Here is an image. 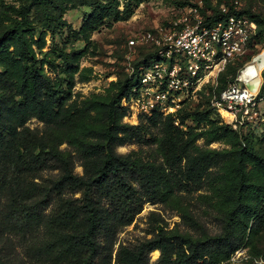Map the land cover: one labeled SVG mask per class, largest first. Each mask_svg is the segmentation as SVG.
Segmentation results:
<instances>
[{
  "label": "trees",
  "instance_id": "obj_1",
  "mask_svg": "<svg viewBox=\"0 0 264 264\" xmlns=\"http://www.w3.org/2000/svg\"><path fill=\"white\" fill-rule=\"evenodd\" d=\"M18 1L19 5H7L8 15L0 16V23L9 22L0 31V241L13 236L38 264H149V255L156 250L160 252L156 264H222L244 247L264 224V179L254 183L245 168L252 162L264 178V154L248 137L243 146L238 132L214 121L206 131L192 126L183 130L182 123L175 124L174 114L161 112L141 114L138 124L124 122L130 109L123 99L137 83L133 75L110 99H74L79 70L75 55L56 53L65 77H53L44 65L53 70L57 65L43 59L38 66L34 48L43 49L46 32H57L65 24L63 1ZM123 1L124 9L119 10L121 0H85L92 13L80 32L96 29L107 16L114 20L131 16L135 0ZM207 3L213 18L218 17L220 7ZM33 11L42 28L39 39ZM230 11L256 24L253 47L264 41V17L252 6ZM154 57L151 53L136 69ZM237 71L238 65H229L219 77V89ZM262 76L264 89V72ZM79 77L88 80L83 72ZM204 99L201 120L210 112L218 114ZM34 118L43 126L32 128L28 123ZM203 137L206 146L198 144ZM214 141L232 147L210 148ZM64 143L71 149H61ZM134 143H156L162 160L141 151L118 150ZM77 163L82 174L76 171ZM220 186L228 205L222 233L197 238L171 235L157 218L151 238L133 247L120 244L115 252L118 233L135 221L146 203L180 200L193 191ZM0 264H13L1 247Z\"/></svg>",
  "mask_w": 264,
  "mask_h": 264
},
{
  "label": "rangeland",
  "instance_id": "obj_2",
  "mask_svg": "<svg viewBox=\"0 0 264 264\" xmlns=\"http://www.w3.org/2000/svg\"><path fill=\"white\" fill-rule=\"evenodd\" d=\"M62 15L65 24L58 28L57 32H46V43L43 49L34 48L38 56V66L43 59L54 61L57 69L53 70L48 64L44 65L45 70L53 77H65L61 72L62 61L56 58L60 50L75 55V64L79 70L75 75L73 87L74 99L107 100L115 94L131 75L132 69L140 62H145L151 53L155 52V44L146 38L147 33L158 35L163 29L171 27V23L184 7L197 5L204 10L209 9L207 0H135L133 4L134 13L122 20H114L107 16L99 26L89 32L81 33L84 21L92 13V7L87 5L85 0H62ZM212 6L226 5L236 11L252 9L255 13L264 17V0H208ZM19 5L18 0H0V16L8 15L7 5ZM124 9V1L121 0L119 10ZM36 21L38 32L35 38H40L42 28L38 25L39 18L33 11L32 15ZM9 22L0 23L2 27ZM134 41V43H131ZM256 50L264 49V41L256 44ZM264 57V52L260 58ZM59 65V66H58ZM83 72L88 80L82 81L79 77ZM264 72V71H263ZM64 86V82L62 83ZM204 109V110H203ZM206 111L201 97H192L184 101L182 108L175 114V120L182 123L180 126L187 130L189 126L197 131H206L212 128L214 123L227 124L232 130L239 133L241 143L245 145V137H248L250 144L259 153L264 154V129L261 125L249 124L235 129L228 118L218 113L210 112L208 118L200 119V112ZM201 120V121H200ZM140 115L132 113V110L125 116L124 122L138 124ZM32 128L42 127L43 124L37 119H31L28 123ZM176 124V123H175ZM198 144L205 145V137L198 140ZM206 146V145H205ZM214 149H231V144L222 141H214L210 144ZM61 149H71L68 143L60 146ZM156 143H134L126 144L118 148L122 153L141 151L146 157H157L162 160L160 154L156 153ZM76 171L83 173V168L77 163ZM251 180L258 184L264 179L257 175V168L250 162L245 168ZM217 187L214 191L204 188L200 191H193L182 197L180 200L145 204L143 211L136 217L135 221L123 227L117 236L115 252L120 244L133 247L152 237L150 233L157 226L156 219H162L159 223L171 235L178 234L185 237L197 238L215 235L224 231L223 211L228 208L224 195ZM156 212L155 216L151 215ZM186 216V217H185ZM189 216L192 219H189ZM246 221V218H245ZM253 222V221H252ZM248 234L250 230H247ZM5 257L13 264H38L31 261L22 244L13 236H3L0 241ZM160 252L158 250L149 255V264H156ZM222 264H264V224L258 233L250 235L248 243L236 251L234 255Z\"/></svg>",
  "mask_w": 264,
  "mask_h": 264
},
{
  "label": "built area",
  "instance_id": "obj_3",
  "mask_svg": "<svg viewBox=\"0 0 264 264\" xmlns=\"http://www.w3.org/2000/svg\"><path fill=\"white\" fill-rule=\"evenodd\" d=\"M202 9L184 7L171 27L158 35L147 33V40L155 44V57L132 69L137 83L123 105L137 116L161 112L176 117L186 99L200 96L235 129L249 124L264 129V68L259 65L264 49L251 45L256 24L226 5L220 6L216 18L212 9ZM231 64L238 65L237 74L219 89V77ZM257 80L256 86L250 85Z\"/></svg>",
  "mask_w": 264,
  "mask_h": 264
},
{
  "label": "bare ground",
  "instance_id": "obj_4",
  "mask_svg": "<svg viewBox=\"0 0 264 264\" xmlns=\"http://www.w3.org/2000/svg\"><path fill=\"white\" fill-rule=\"evenodd\" d=\"M259 65H260L261 69L264 68V57L259 58ZM257 83H258V80L252 82L250 85L254 87L257 85Z\"/></svg>",
  "mask_w": 264,
  "mask_h": 264
}]
</instances>
